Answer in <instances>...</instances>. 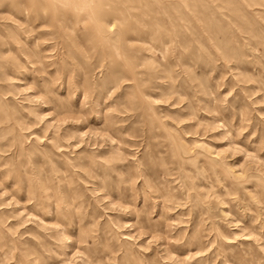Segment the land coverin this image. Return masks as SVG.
<instances>
[{"label":"rangeland","instance_id":"obj_1","mask_svg":"<svg viewBox=\"0 0 264 264\" xmlns=\"http://www.w3.org/2000/svg\"><path fill=\"white\" fill-rule=\"evenodd\" d=\"M0 264H264V0H0Z\"/></svg>","mask_w":264,"mask_h":264}]
</instances>
